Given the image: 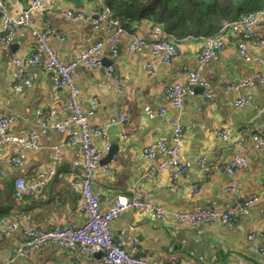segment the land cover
<instances>
[{"label":"crops","instance_id":"crops-1","mask_svg":"<svg viewBox=\"0 0 264 264\" xmlns=\"http://www.w3.org/2000/svg\"><path fill=\"white\" fill-rule=\"evenodd\" d=\"M4 1L12 15L31 2ZM39 1L38 9L29 16L30 24L41 28L48 20L52 28L63 34V40L50 39L62 61H69L88 46L106 40L113 31L106 25L95 28L90 19L72 20L63 15L65 10L94 14L100 9L98 0ZM150 25L143 20L133 33L147 37ZM256 31L260 44L248 43L247 51L264 57L263 16L259 17ZM236 37L230 31L224 32L223 49L216 50L200 67L197 57L201 42L190 36L173 40L178 54L169 65L159 63L158 52L144 48L129 53L121 47L116 56L106 49L102 52V67L75 68L82 107L86 111L93 109L89 122L103 134L93 137L102 154L100 164L112 169V174H99L93 182L102 210L130 189L144 191L151 201L169 212L193 211L207 205L226 209L251 194L261 195L264 156L251 135L264 129V83H257L252 89L240 87L238 92L247 98V103L234 106V95L225 85L255 80L256 75L255 66L238 56ZM34 52L35 44L24 27L15 32L8 46L0 48V115L15 117L6 133L34 132L40 145L35 151L16 143L0 147V260L7 264H75L73 250L54 245L43 246L27 258L17 257L15 248L23 241V235L3 228V215L39 228L78 226L85 218L78 208V190L71 185L76 175L72 162L80 157L78 144H67L68 133L53 128L54 123L69 115L64 109L66 90L53 84L51 71L27 65L21 75L11 60L12 54L25 59ZM111 63L118 66L124 89L115 88L106 74L105 67ZM187 70L198 71L201 78L211 83L213 92L210 100L199 94L186 96L179 111L184 127L179 156L180 160L189 161L190 166L173 181L167 170L145 176L166 154L165 149H155L147 158L144 149L156 145L160 139L164 140L165 148L171 145L169 118L176 110L164 97V88L172 81H184ZM93 98L96 104L92 106ZM45 111L46 125L42 124ZM121 113L127 116V121H120ZM70 133L76 134V129L72 128ZM59 144L61 158L55 162L53 146ZM18 154L24 155L22 162L13 163L11 158ZM236 154L245 155L249 167L230 177L220 165ZM49 169L54 172L50 174ZM16 178L27 183H45L35 194L15 200L12 192ZM233 180L236 183L230 190ZM263 212L264 195H261L233 226L215 222L190 225L126 210L114 219L110 228L129 251H133L131 244L137 239V250L133 252L148 256L155 264H260ZM99 258L98 253L77 257L80 264H97Z\"/></svg>","mask_w":264,"mask_h":264},{"label":"built area","instance_id":"built-area-1","mask_svg":"<svg viewBox=\"0 0 264 264\" xmlns=\"http://www.w3.org/2000/svg\"><path fill=\"white\" fill-rule=\"evenodd\" d=\"M100 9L94 14H86L78 10H65L63 15L72 20L90 19L95 28L102 25L113 28L112 33L106 40L96 42L88 46L79 53L75 54L69 61H62L57 51L50 43L51 37L57 40H63V34L58 33L49 24L44 22L41 28L30 24L29 16L32 11L38 9L39 0H31L26 7H19L16 15H12L6 6L4 0H0V48L8 46L19 28H27L30 38L35 44V52L28 58H20L16 54L11 55L12 63L15 64L22 75V71L27 65H39L41 68L53 73V84L56 87L64 88L67 93V102L64 109L69 115L63 120L53 124V128L58 132H67V144L77 143L80 157L72 162L76 170V175L71 179V185L78 190L79 203L78 208L85 218L82 224L78 226H60L39 228L29 226L19 222L14 218L3 215L5 231H19L23 235V241L15 248V256L21 258L29 257L33 252L40 250L43 246L54 245L62 249L73 250L75 254V264H80L78 256L86 254L101 253L97 264H155L146 255H137L138 240L134 239L131 244L132 250H127L122 242L114 236L110 225L115 218L126 210H133L151 217H167L179 223L190 225L204 223H220L235 225L239 222L241 216L254 204H256L261 195H264L263 189L260 194H251L243 200L236 201L235 204L226 209H218L212 205L204 206L193 211L169 212L161 205L151 201L148 195L139 189H130L126 195H119L114 199L113 204L106 210L101 209L100 197L93 190L95 178L102 173L112 174V169L100 164L101 152L95 147L94 136L103 135L100 128L92 126L89 117L93 114V109L84 110L80 101V88L77 86L74 78V70L78 66L87 69L102 67V52L106 49L112 56H116L119 49L123 47L126 52L148 50L158 52L159 63L171 64L177 57V48L174 44V37L167 33L159 25L150 26L147 37H141L133 32L126 30L118 18L114 17L108 8L102 7V0H98ZM264 17V9L248 11L235 21H224L215 35L198 36L201 42V48L197 57L198 66H203L210 56L216 50H222L224 47L223 33L230 31L236 37V51L238 56L247 63L253 64L256 68L255 80H243L237 84H226L225 88L233 93V104L240 107L247 103V98L239 94L240 87L252 89L255 84L264 83V57L251 55L247 51V44L252 42L260 44L257 36L256 27L259 17ZM148 67V71L152 69ZM105 72L111 80L113 86L117 89H124V79L116 64L111 63L105 67ZM199 88L197 92L195 89ZM199 94L204 100H210L213 97L211 83L200 77L198 71L187 70L184 81H172L164 88V97L168 104L176 110L170 116L169 125L171 127V145L165 148L163 139H160L156 145L148 146L144 149L145 157L149 158L155 149H165L166 158L159 162L156 168H152L145 176L152 175L157 171L167 170L171 174V180H176L190 166L189 161L180 160V148L183 140L184 127L180 116V108L186 96ZM92 106L96 104V99L91 100ZM161 108V112H165ZM48 112H43L45 117L42 124L46 125V116ZM120 121H127L124 113L119 115ZM15 121L14 116L0 115V147L8 143H16L23 148L38 150L40 145L34 132L27 134L6 133V130ZM76 129V134L70 133L71 129ZM252 140L257 144L258 150L264 156V129L251 135ZM61 144L53 146V160L58 162L61 158ZM23 154H18L11 158L13 163H21ZM249 167V160L245 155L236 154L229 162L221 164L220 169L228 176L234 177L237 172L246 170ZM54 170L49 169L52 174ZM45 182L35 181L27 183L23 178H16L14 181L13 197L19 200L24 196H31L44 185ZM236 180H233L228 189L233 190ZM2 185L0 183V189ZM196 189V188H195ZM264 221V212L262 213ZM262 241L259 245V252L262 256L260 264H264V232L261 235ZM0 264H7L0 260Z\"/></svg>","mask_w":264,"mask_h":264},{"label":"trees","instance_id":"trees-1","mask_svg":"<svg viewBox=\"0 0 264 264\" xmlns=\"http://www.w3.org/2000/svg\"><path fill=\"white\" fill-rule=\"evenodd\" d=\"M102 7L130 32L147 20L150 26L159 25L180 40L215 35L224 21L264 9V0H102Z\"/></svg>","mask_w":264,"mask_h":264},{"label":"water","instance_id":"water-1","mask_svg":"<svg viewBox=\"0 0 264 264\" xmlns=\"http://www.w3.org/2000/svg\"><path fill=\"white\" fill-rule=\"evenodd\" d=\"M198 90H199V89H198ZM111 153H112V150H111V152L109 153V157H110ZM98 254L101 255V253H99V252H98Z\"/></svg>","mask_w":264,"mask_h":264}]
</instances>
